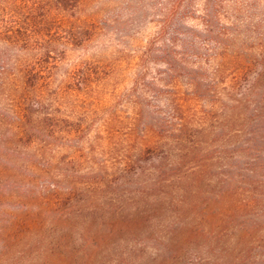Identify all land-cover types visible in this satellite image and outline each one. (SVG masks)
<instances>
[{
	"label": "trees",
	"instance_id": "obj_1",
	"mask_svg": "<svg viewBox=\"0 0 264 264\" xmlns=\"http://www.w3.org/2000/svg\"><path fill=\"white\" fill-rule=\"evenodd\" d=\"M147 22L155 31L134 56L130 135L136 147L119 157L123 165L114 180L104 167V174L56 170L32 146L63 125H77L72 130L82 135L86 127L55 113L56 100L44 95L45 88L52 91L55 70L102 28L126 33ZM97 72L91 59L81 60L66 74L65 86L84 92ZM259 169L264 0H0V253L21 246L13 257L18 261L56 231L57 241L67 240L59 261L75 264L80 251L112 241L114 225L135 224L117 206L134 192L150 199L151 208L154 200L160 207L136 209L139 229L154 228L149 217L159 219L164 210L181 212L183 233L176 234L177 221L161 223L173 234L158 264H187L191 255L197 264H264V235L257 233L264 224V192L239 199L242 187L235 185ZM232 184L228 195L215 190ZM255 209L263 213L253 225L246 213ZM234 217L237 243L220 248L221 227L234 229ZM82 221L80 233L75 225ZM88 221L93 226L87 228Z\"/></svg>",
	"mask_w": 264,
	"mask_h": 264
},
{
	"label": "rangeland",
	"instance_id": "obj_2",
	"mask_svg": "<svg viewBox=\"0 0 264 264\" xmlns=\"http://www.w3.org/2000/svg\"><path fill=\"white\" fill-rule=\"evenodd\" d=\"M141 25L134 28L133 25L129 26L126 33H118L119 31L111 28H102L92 40L87 42L86 46L70 51L61 66L55 70L52 81L53 92L45 88L44 95L48 99L53 97L56 100L52 102L59 109L55 113L70 115L74 122H79L83 125L82 127H86L85 134L82 135L80 131L75 133L72 130L74 127L77 128V125H63L57 129L53 138H48L49 141L42 140L41 143L32 146V151L37 149L42 157L48 158L57 167L56 170L61 171L60 169L64 167L72 171L76 167L83 169V171H102L104 174L102 169L104 167L109 174V179L114 180V175H117L119 166L123 165L121 163L123 161L119 157L127 150L136 147L134 133L132 136L130 135V132H133L130 129L133 126L135 116L134 103L132 102L133 93L137 91L135 78L138 69L134 64V56L139 52L138 47L144 46L147 39L155 31V27L148 22ZM84 59H91L98 67V72L91 77L88 90L74 92L65 86V82L68 80L66 74L71 67ZM157 67L153 66V69L150 70V77L155 74ZM59 88H61L60 91H58ZM73 159L74 165H68L69 161ZM214 174L215 170H213V176ZM262 176L263 178H261ZM243 179L245 182L235 184L242 187V189H238L239 199L251 197L254 191L264 192V169H259L254 174L245 175L242 177ZM235 185L218 186L215 187V190L216 192L221 191L223 194ZM131 194L129 198L132 200L127 198L125 203H128L120 202L117 206H124V211L127 213L126 218L135 224L114 225L117 233L113 235L112 241H108L100 250L90 248L85 250L84 254L80 251L76 255L78 257L75 264H158L160 250L173 234L169 232L172 227H164L162 226L164 224L161 223L169 220L177 221L174 224V227L179 229L176 234L183 233L181 231L182 226L179 224L181 221L178 218L181 212L175 208L164 210L165 212L160 215L159 219L155 220V216L149 217L148 225L150 223L151 226L156 224L151 230H148L150 226L139 229L140 224L132 218L137 213L136 209L143 210L149 207L159 211L160 207L154 200L156 207L151 208L150 199L142 200L144 196L140 199L137 194L134 195V192ZM228 194L227 191L225 195ZM208 198H211L210 195ZM203 199L204 197L197 199V203L201 204ZM247 212L246 214L254 220L253 225H256L258 220L261 221L260 216L263 211L255 209ZM107 215L110 217V214ZM87 217L90 216L86 215L84 218ZM237 219L239 220V218ZM86 223L82 221V224L75 225L80 233ZM232 225L235 226L234 229L231 226H220L223 231V236L219 242L221 243L220 248L228 249L231 244L237 243L238 235L235 229L238 228L236 227L238 222L235 217ZM90 226H93L92 223L89 226L87 224V228ZM93 229L94 227H91V231ZM257 233L258 236L264 235V224L262 231ZM79 234L76 236L79 237ZM51 235L52 237L54 235V239L44 238L38 246L18 261H14L13 257H17L16 255L21 252L23 247L14 246L10 249L9 254L1 252L0 264H70L69 258L64 263L58 259L60 256L63 257V251L67 248V240L57 241L56 231ZM59 243L64 245L61 249L57 248ZM80 243V241L77 242L79 248L82 245ZM12 252L13 256L10 257ZM197 263L193 255L189 256L187 264ZM202 264L210 263L204 262Z\"/></svg>",
	"mask_w": 264,
	"mask_h": 264
}]
</instances>
